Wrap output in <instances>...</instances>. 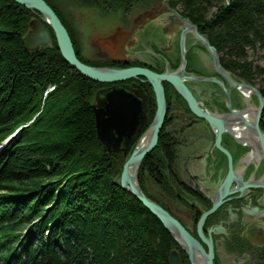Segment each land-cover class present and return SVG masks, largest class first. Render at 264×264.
<instances>
[{"label": "trees", "instance_id": "1", "mask_svg": "<svg viewBox=\"0 0 264 264\" xmlns=\"http://www.w3.org/2000/svg\"><path fill=\"white\" fill-rule=\"evenodd\" d=\"M45 1L86 62L57 5ZM80 1L97 7L138 2ZM167 2L207 37L222 68L264 98V64L247 54L264 51V0ZM35 16L14 0H0V264H168L175 239L114 183L125 157L104 152L97 138L91 105L106 84L85 77L63 58L50 27L51 46L26 49L22 36ZM151 108L148 124L153 101ZM259 125L264 131V109ZM160 143L159 138L154 150ZM153 152L138 169L146 194L142 175L152 173L160 158Z\"/></svg>", "mask_w": 264, "mask_h": 264}, {"label": "flooded vegetation", "instance_id": "2", "mask_svg": "<svg viewBox=\"0 0 264 264\" xmlns=\"http://www.w3.org/2000/svg\"><path fill=\"white\" fill-rule=\"evenodd\" d=\"M170 7L173 8L172 6ZM159 8L160 6L151 12L145 13L141 17V21H149L152 18L159 17L162 13L156 15L155 17H148L149 13L153 14L155 11L159 10ZM129 9H133V6H124V11ZM175 10L179 13L177 9ZM179 15L181 14L179 13ZM183 28L184 29L177 38L178 40H176L174 48L172 47V42H170L169 46L165 47L163 51H159L162 53V58L169 62V65L172 67L170 69L166 67L156 68L152 63L138 62L137 60L129 59L127 54H125V56H127L126 59H118L116 57L103 58L100 56L101 54L99 53L98 46H96V48L100 60H97L96 62L100 63V66L109 67L140 66L149 68L158 73L175 72L179 67H182L184 63L185 75L193 76L196 79H200L201 76L215 79L211 81L215 82L225 95V106L220 113L236 108L233 107L235 105L231 98L232 91L235 88L230 85V81L241 84L242 81L240 80L242 79L231 74L224 68L220 69L219 66H217V69H220L223 72L221 73L219 70L222 75H230L227 77L224 75L226 77V81L219 75L217 71L208 72V69L204 67L202 61L201 67L198 70L191 69L189 64H192V60H189V58L195 57V55H197L196 58L198 57L197 59H201L200 52L202 49L203 51L209 52L213 61L214 57L203 42L202 43L204 46L199 44L200 39H198L194 34V36L187 34L189 33L187 30H190L189 26L188 29H185V27ZM121 34L122 32L120 33V31L117 30L114 35H116L118 42L122 41L124 43L125 41L127 44L128 39H126V37L120 36ZM127 34L129 35V32ZM98 40L94 44H97ZM198 48H201L200 52H197L199 50ZM157 60L161 61L159 58H156V61ZM227 78L232 79L228 81ZM205 80L207 79H204V81ZM193 82H196V80L190 82L186 81L185 84L196 99L197 104L205 111L213 113V110L198 100L194 94L193 90L189 86V84ZM108 84L109 85H104L101 87L99 92L96 94V100L98 104L103 102L104 92L112 87H121L127 91H130L142 100L143 116L139 126L142 130L143 127L148 124V117L150 111L152 110V101L154 102L156 109L155 94L150 83L142 76H139ZM148 85L152 91V94L151 92H147V90H145V88L148 89ZM162 85L166 102V113L158 136V140L160 138L161 143L158 150H154V147L150 151H154L153 154L155 153L160 155V158L158 159V162L154 168L155 170H152L153 173H156L155 183L158 186L157 193L160 197L158 200L155 198L156 201H158L160 205L166 209L184 227V229L202 245L206 251H208V245L202 240L198 231L199 227L201 226V232L204 238L211 240L213 250V264H264V185L261 184L263 183L262 177L264 173V159L259 158L258 161L253 162V160H251L250 162H246L247 155L251 150L248 147L239 144L233 138V136L231 137L229 135L232 140L230 138V140H228L226 139L228 134L224 132L221 134L220 144L229 152L231 156L232 168L235 171V175L237 174V182L233 181L230 185V189H235V191L226 195L222 199L221 204L212 213L208 214L205 217L203 223L200 224L201 216L204 212L212 207L215 191L218 189L225 175L227 174L229 168L228 158L215 146V134L213 132V127L208 123V121L205 118L195 115L191 111L188 102L175 90V88L170 83L162 81ZM227 91L229 94L226 95ZM241 94L244 96L242 92ZM218 108H221L220 105ZM178 122L179 125L176 124ZM172 125L178 128H170ZM186 126L187 128H185ZM206 126L211 129L209 134L211 138L212 149L215 151L216 156L218 155L217 159L215 158L217 161L213 160L211 167L213 168V166H215V172H217L218 168H225L223 175L220 177L221 180L218 183L216 190L212 191L211 195H208L209 188H204L200 185V183L204 182V180L202 181L200 179L199 173L203 172L205 167L206 170L204 173H208L209 176H214L216 173L208 167L210 164L205 163L198 164L196 168L197 173L189 175L187 179L181 177V162L180 160H177V149H175V144L178 142L176 140L177 138L175 137V139L173 137L177 131L184 133L186 129H192L195 130L196 134L198 135L196 139L207 142L209 141V138L206 135ZM137 138L138 136L135 134L132 137V141L130 142V145L127 149H125L126 147L122 144L116 152H113V154L116 156L128 155L131 152ZM199 155L200 154L196 155V159H199ZM256 156L258 157L259 155L256 154ZM203 157L205 158L206 156ZM204 158L202 159L204 160ZM238 159L243 163V168L240 170L236 169ZM146 173H143L142 175L144 188L147 182V180L144 178L145 176L153 180V177H151L153 173L148 171ZM145 189L146 192L151 195L150 191H148L147 188ZM175 250L178 253L181 264H191L187 253L183 248L180 247L178 243Z\"/></svg>", "mask_w": 264, "mask_h": 264}, {"label": "water", "instance_id": "3", "mask_svg": "<svg viewBox=\"0 0 264 264\" xmlns=\"http://www.w3.org/2000/svg\"><path fill=\"white\" fill-rule=\"evenodd\" d=\"M18 4L33 9L41 15L42 20L36 17L31 18L28 23V29L22 36V42L24 47L28 50H38L41 47L51 46V36L48 27L53 31L57 47L63 56V58L76 70H78L85 77L104 83H112L127 80L134 77H144L152 86L155 94L156 110L154 117L150 124H148L142 131L140 122L143 116V104L142 100L135 96L130 91L121 87H112L104 92V100L101 104H92V111L95 119V127L97 138L100 140L103 151L107 153L116 152L123 144L127 149L132 141V137L137 134L138 138L143 135L144 132L150 130L151 137L148 144L139 149L137 147L138 141L132 148L130 154L127 156L122 164L121 172L114 178V183L119 185L122 189L131 193L145 208H147L166 228L177 243L189 254L191 264H196L194 260V253L196 252L202 259L203 264H213V250L210 239H205L201 226L199 227V234L202 240L208 245V251H206L202 245L193 238L184 227L161 205L150 199L142 191L138 182V169L144 158L156 145L158 136L164 121L166 113V102L164 97V89L162 81L170 83L175 90L188 102L191 111L198 117L205 118L208 123L213 127L215 134V146L221 150L228 158L229 168L222 183L215 191L212 207L203 213L200 218V224L203 223L205 217L212 213L222 202V199L235 191L230 189V185L233 181H236L235 171L232 168L231 156L229 152L220 144L221 134L224 131L222 120L218 115L205 111L197 104L196 99L192 95L189 88L184 83L183 79L177 76L174 72H162L158 73L149 68L140 66H129L125 68H110L101 66H92L82 62L76 55L69 33L55 11L45 0H14ZM173 12L180 20L187 22L194 30L195 36L200 39L212 53L216 66H220L217 58L216 51L213 46L208 42L206 36L200 34L195 25L187 18L182 17L171 8L168 3L162 2L159 10L153 14L149 13L148 17H155L156 15L164 11ZM120 36L127 37L128 34H121ZM101 50V57L103 58H118L126 59L125 50L123 48V42L117 41L116 35L100 38L98 43L95 44ZM184 61V59H183ZM184 69V63L182 65ZM222 84V83H221ZM241 85L250 89L258 97L259 106L257 107V113L255 116L253 129L259 136L262 145L264 146L262 135L264 131L260 128V118L264 109V98L260 94L259 90L252 86L245 80H242ZM235 109H230L222 115H234ZM242 110V109H241ZM131 164L135 165V180L132 182L127 178L128 169ZM175 230L180 238L182 244L175 236ZM168 264H181L178 253L175 249H172L168 254Z\"/></svg>", "mask_w": 264, "mask_h": 264}, {"label": "rangeland", "instance_id": "4", "mask_svg": "<svg viewBox=\"0 0 264 264\" xmlns=\"http://www.w3.org/2000/svg\"><path fill=\"white\" fill-rule=\"evenodd\" d=\"M51 1L57 5V8L61 13L63 19L70 26L75 37L76 45L79 49L80 56L83 58V60L86 61L84 63L89 65H92V63L98 64L96 61L100 60V58L98 57L96 45L94 43L100 38L109 37V36L115 37L114 34L116 33L117 30H119L120 33L122 32V34H126L129 32V35L126 37V39H128L127 44L125 43V41L123 43V48L126 51L125 54L128 55L129 59L137 60L138 62L152 63L154 64L153 66L156 68L166 67L170 69L172 67L169 65V62L165 61V59L162 58V53L159 51L161 50L163 51L165 47L169 46L170 42H172V47L174 48L176 40H178L177 39L178 36L181 34L182 30L184 29L183 27H185V29L187 27V25L184 22L180 21V19L173 12L169 10L162 12V14L159 17L152 18L149 21H141V17L145 13L151 12L155 8H158L162 2H167V0H138L136 4H131L133 6V9L131 10L129 9L126 11H124V6L122 5L97 7V6L83 5V2L80 0H51ZM213 8L214 7H212L211 9ZM36 14L37 16L35 17L39 20H42L41 15L38 14L37 12ZM187 31L189 32L187 34L190 36L194 34L192 33L191 29ZM200 41L199 44L204 46L202 41L201 42ZM198 49L199 50L197 52H200L201 48ZM247 54H248V58L251 59L253 62L261 65L264 64L263 49L261 48H257L254 50L248 49ZM196 56L197 55H195V57L189 58V60H192V64L191 65L189 64L191 69L198 70L201 67V61H202L204 67L208 69V72L217 71L224 80H226L227 76H230L228 74H224L226 76L225 77L219 72V69H217L216 65H214V61L211 55L209 54V52L203 51L202 49V51L200 52L201 59H197L198 57L196 58ZM156 58H159L161 61L159 60L156 61ZM92 66H100V65H92ZM101 67H109V66H101ZM110 68H125V67H110ZM204 79L207 80L204 81ZM229 79L228 81H230ZM211 80H215V79L201 76V78L198 79L199 82L190 83L189 86L193 90L198 100H200L207 107L212 109L213 113L215 112H217L218 114L226 113L228 111L220 113L223 107L225 106L224 103L225 95L223 94L220 87ZM105 84L109 85L107 83ZM231 98L235 105L233 107H236L234 108L235 110L240 111L241 109L242 110L246 109L248 105L253 107L259 106L258 97L255 93L253 94L250 93V95L248 94L243 96L240 91L233 89ZM96 99L97 96L95 94L94 104L98 105ZM219 105L221 108H218ZM245 112H242L241 116H243V113ZM176 124L179 125V122ZM170 128L173 129L178 127L172 125ZM185 128H187V126ZM206 130H207L206 135L209 138V141L207 142L196 139L198 135L196 134V131L192 129H186L184 133L183 132L180 133L177 131L175 135L173 134L174 135L173 137L174 138L176 137L177 139L176 138L175 139L178 142L175 144L176 146L175 149H177L176 150L177 160H180L181 162L180 163L181 177L185 179H187L189 175L191 174L193 175L194 173H197L196 168L198 164H205V163L210 164L208 165V167L215 172L214 170L215 166H213L212 168L211 165L213 164V160H215V158L217 159L218 155L216 156L215 151L212 149V143L209 134L211 129L206 126ZM223 132L228 134V137H226V139L230 140L232 135H230L226 131ZM198 154H200L198 156L199 159H196V155ZM128 155L122 157H125L126 159ZM203 156L206 157L204 158ZM202 158H204V160ZM242 168H243V163L240 162V160L238 159V162L236 164V169L240 170ZM224 170H225L224 167L218 168L214 176L212 175L209 176V174L206 172L204 173V171L199 173L200 179L202 181L204 180V182L200 183V185L204 188L205 187L209 188L208 195H211L212 191L216 190L218 183L221 180L220 177L223 175ZM153 174L151 175V177H153V180L147 176L144 177L147 180L145 184L146 185L145 188H147L148 191H150V194L153 197L149 194H146L145 192L144 193L146 196H148L150 199H152L153 201H155L160 205V203L156 201V199L158 200L160 198L157 193L158 186L155 183L156 173ZM261 184L264 185L263 183ZM187 255L189 257L188 253Z\"/></svg>", "mask_w": 264, "mask_h": 264}, {"label": "bare ground", "instance_id": "5", "mask_svg": "<svg viewBox=\"0 0 264 264\" xmlns=\"http://www.w3.org/2000/svg\"><path fill=\"white\" fill-rule=\"evenodd\" d=\"M180 21L187 24L189 26V28L192 30V33H194L193 28L187 22H185L183 20H180ZM188 26L186 27V29H188ZM99 53L101 54L100 48H99ZM174 73L177 76L181 77L183 79L184 83L186 81L190 82L193 80H196V82H198L197 81L198 79H196L195 77L185 75L184 69L182 67H179ZM221 73H223V72L221 71ZM230 85L233 88H235L236 90H240L244 95H248V94L250 95V93L253 94V92L250 89L244 87L243 85H241L239 83H234V82L230 81ZM227 94H229L228 91H227L226 95ZM233 111H234V115H222V114H218V113H214V114L218 115V117L222 120V123L224 126V131H226L227 133L232 135L233 138L237 142H239L240 144H242L244 146H247L252 151V152L250 151V153L247 155V158H246L247 161L246 162H248V161L250 162L251 160H253V162L258 161L259 158L264 159V146L262 145L261 140L259 139V136L257 135V133L253 129L255 116L257 113V107H253V106L248 105V107L246 109H243L240 111L239 110H233ZM242 112H245V113H243V116H241ZM150 137H151L150 130H147L146 132H144L143 135L140 137V139L137 138L135 141V142H137L139 139L137 147L139 149L145 147L148 144ZM262 139H263V143H264V134L262 135ZM255 153L259 156L257 157ZM127 178L130 179L132 182H134V180H135V165L134 164H131V166L129 167ZM262 182L264 183V173H263V177H262ZM173 231H174L176 238L182 244H184L182 239L178 235V233L175 230H173ZM193 255H194V260H195L196 264H203L202 259L199 257V255L196 252Z\"/></svg>", "mask_w": 264, "mask_h": 264}]
</instances>
